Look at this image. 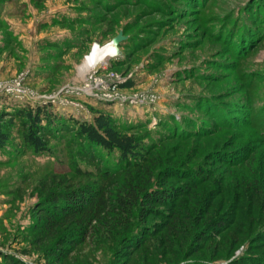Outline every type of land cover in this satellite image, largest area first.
<instances>
[{
    "label": "rangeland",
    "instance_id": "374dc122",
    "mask_svg": "<svg viewBox=\"0 0 264 264\" xmlns=\"http://www.w3.org/2000/svg\"><path fill=\"white\" fill-rule=\"evenodd\" d=\"M120 32L128 38L122 55L109 57L108 70L100 69L93 79V69L80 75L94 46H106ZM111 72L122 83L116 90H98L94 79ZM97 92L114 101L95 97ZM25 105H51L65 120L92 122L106 113L135 128L144 145L158 146L155 153L169 167L156 168L158 188H192L190 202L202 195L201 210L214 211H197L201 221L194 228L210 232L215 221H227L250 236L231 259L252 255L259 264L264 258V0H0V113L10 135L0 149V264L201 259L194 239L182 246L165 238L169 206L154 208L158 212L151 216L136 211L134 229L125 236L116 233L115 223L112 233L93 224L84 231L68 229L62 245L40 244L37 209L49 205L48 192L93 187L100 180L72 171V163L95 168L77 153L70 133L51 139L48 153L25 145L21 120L8 122ZM197 168L203 181H195L193 189L189 182L195 177L184 180L182 171ZM175 201L188 200L181 195ZM237 209L253 225L244 228Z\"/></svg>",
    "mask_w": 264,
    "mask_h": 264
},
{
    "label": "trees",
    "instance_id": "16d2710c",
    "mask_svg": "<svg viewBox=\"0 0 264 264\" xmlns=\"http://www.w3.org/2000/svg\"><path fill=\"white\" fill-rule=\"evenodd\" d=\"M127 40L120 45L121 48L126 47L125 42ZM121 60L122 58H118L116 62H123ZM111 68L114 69V65ZM50 109L51 105L35 107L25 105L16 109V112L10 115L8 122L12 124V117L20 119L25 145L39 153L50 152L49 142L51 139H56L59 132L64 131L72 134V141L78 144L80 148L77 153L87 165L95 168L93 170L82 169L81 166L72 163V171L76 176L96 178L100 181L93 187H76L73 189L69 187L59 193L48 192L47 202L49 205L44 204L37 209L40 219L37 225L40 244L46 243L48 245L57 241L61 242L62 245L64 243L63 234L68 229L84 231L93 224H98L112 233L115 223L116 233L125 236L129 230L134 229L132 220L135 218L136 211L141 209L143 213L152 212L149 214L151 216L158 212L154 208L169 206L172 212L169 215V221H167L169 222L167 223L169 230H167L168 233L165 234V238L170 244H174L173 239H175L178 241L176 244H182V246L192 238L198 251L201 252V259L187 264H222V260L228 261L227 264H251L252 262L258 264L252 255L243 254L233 260L231 259L236 249L244 246L246 240L250 238L249 231L238 232L236 229L227 226V221H215L218 223L213 225L214 227H210L212 229L210 232L197 231L194 228L195 223L201 221L197 218L196 212L203 210V208L201 210L199 202L202 195L196 194L198 196L197 201L192 203L190 199L193 195L190 186L191 189L158 188V181L161 180L156 179V168L169 167L165 163L164 155L155 153L158 146L144 145L139 136L133 133L135 128L123 127L106 113H99L92 122H87L73 118L65 120L62 117H56ZM3 117L0 113V149L6 148V144L10 141L7 128L2 123ZM169 131L173 132L172 130ZM172 169L178 168L172 167ZM158 170L160 169L158 168ZM200 170L197 168L194 170V174L182 171V175L185 176L184 180L189 181L191 176L195 177L189 182L193 189L197 188L195 181H203V173ZM186 173L189 174L188 178ZM62 184L67 185V182ZM181 195L188 201H182L176 205L177 201L173 202V200ZM202 212L214 214L213 210H203ZM235 217L237 221L245 222L244 228L253 225L252 221L245 219L247 218L245 213H239L238 209ZM207 223L212 224L213 219L209 218ZM120 225L123 228L118 231L117 227ZM224 232L227 233L222 235ZM218 234L222 237L217 242L214 240H217ZM210 242H212L210 247L204 248ZM253 243L245 248L247 252L255 246ZM131 246L133 247L134 243ZM60 248L59 250H62ZM63 251L65 250L63 249ZM52 254L55 255L56 253ZM260 259L259 264H264V258ZM11 264H13L12 261Z\"/></svg>",
    "mask_w": 264,
    "mask_h": 264
},
{
    "label": "built area",
    "instance_id": "2783aa9c",
    "mask_svg": "<svg viewBox=\"0 0 264 264\" xmlns=\"http://www.w3.org/2000/svg\"><path fill=\"white\" fill-rule=\"evenodd\" d=\"M106 64H104V63L98 64L93 69V71H91V73L89 75L90 76V79H93L94 74L96 72H98L100 69L108 70V69L105 68ZM23 78H25L24 75H23ZM94 81L96 82L97 87L100 86L98 90L105 89V90H109V91L116 90L117 87L122 83V79L116 73H114V72H111L109 74V76H106V77H96L94 79ZM85 92H87V91H85ZM94 94H95V97H97V98L98 97L100 99L101 98H105L106 100L114 101V99H113L114 97H112L111 95L110 96L106 95V96L100 97L101 95L99 96L98 95V92L97 93H94ZM51 101L52 102H55V98H52L51 100H49V102H51ZM133 103H134V100H133Z\"/></svg>",
    "mask_w": 264,
    "mask_h": 264
},
{
    "label": "bare ground",
    "instance_id": "6f19581e",
    "mask_svg": "<svg viewBox=\"0 0 264 264\" xmlns=\"http://www.w3.org/2000/svg\"><path fill=\"white\" fill-rule=\"evenodd\" d=\"M111 51V47L95 45L92 53L85 59L84 64L79 69L80 75L84 76L98 64L105 63L111 57ZM86 91H89V89H86Z\"/></svg>",
    "mask_w": 264,
    "mask_h": 264
},
{
    "label": "water",
    "instance_id": "95a60500",
    "mask_svg": "<svg viewBox=\"0 0 264 264\" xmlns=\"http://www.w3.org/2000/svg\"><path fill=\"white\" fill-rule=\"evenodd\" d=\"M128 38L124 36L123 32H120L116 37H114L106 46L111 47V57L110 58H117L122 55L120 50V45L126 41ZM98 45V44H96Z\"/></svg>",
    "mask_w": 264,
    "mask_h": 264
}]
</instances>
